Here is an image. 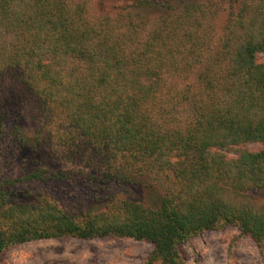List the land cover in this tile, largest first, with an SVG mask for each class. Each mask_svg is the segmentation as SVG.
Here are the masks:
<instances>
[{"label":"trees","instance_id":"obj_1","mask_svg":"<svg viewBox=\"0 0 264 264\" xmlns=\"http://www.w3.org/2000/svg\"><path fill=\"white\" fill-rule=\"evenodd\" d=\"M124 1L115 15L93 16L87 0H0V143L14 142L11 156L30 145L26 114L31 151L47 137L50 155L61 148L87 169L36 167L0 181V253L39 239L118 237L152 242L146 264H183V243L227 224L263 243L264 200L248 192L264 190V0L230 8L217 41L218 4ZM149 174L173 179L152 204L94 193L65 207L13 186L92 189Z\"/></svg>","mask_w":264,"mask_h":264},{"label":"rangeland","instance_id":"obj_2","mask_svg":"<svg viewBox=\"0 0 264 264\" xmlns=\"http://www.w3.org/2000/svg\"><path fill=\"white\" fill-rule=\"evenodd\" d=\"M213 5L218 4L221 10L212 19L214 24L213 38L217 41L222 35L223 22L230 10L237 9L239 3L244 0H200ZM89 13L93 16L102 15L109 12L115 15L119 7L124 5V0H87ZM156 11H152L147 22L148 26H153L156 22ZM147 26V28H148ZM258 60H264V52L257 54ZM190 78L188 82L192 81ZM25 128L29 135L30 145L24 151L11 156L14 150V142L10 138H5L0 143V181L17 179L23 171L31 168H46L47 170H83V164L68 161L61 153V148L50 155V143L44 137L42 146H38L36 151L32 149L35 141L32 136L36 126L32 125V117L23 114L22 117ZM39 126L43 125L46 132L52 129L51 124L44 126V119L34 121ZM22 124V126H24ZM248 149L255 151L262 149L259 143H250ZM228 156L234 153L228 152ZM133 184H119L109 186H99L98 188L80 185L76 181L49 180L44 183L36 181H17L14 187L17 189H29L33 194L43 192L55 197L65 207H70L71 202L83 195L84 204H89L93 194L101 196L111 195L120 198L125 195L139 197L145 203H154L159 196L173 186V179L168 176L149 174L140 177V180ZM257 198L264 200V190H254ZM24 200V199H23ZM28 200V199H26ZM104 197L99 199L103 203ZM153 243L146 240H135L132 238H92L79 239L76 237L47 238L23 242L14 245L0 253V264H146L149 254L153 250ZM185 261L183 264H262L264 258V240L261 246L249 235H242L238 227L227 224L218 230H209L191 237L182 244Z\"/></svg>","mask_w":264,"mask_h":264}]
</instances>
